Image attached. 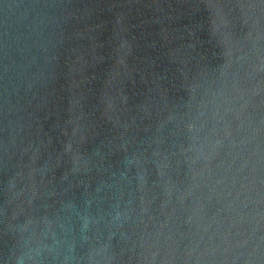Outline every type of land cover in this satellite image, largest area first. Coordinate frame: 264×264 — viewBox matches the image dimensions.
<instances>
[{
    "label": "water",
    "instance_id": "water-1",
    "mask_svg": "<svg viewBox=\"0 0 264 264\" xmlns=\"http://www.w3.org/2000/svg\"><path fill=\"white\" fill-rule=\"evenodd\" d=\"M0 264H264V0H0Z\"/></svg>",
    "mask_w": 264,
    "mask_h": 264
}]
</instances>
